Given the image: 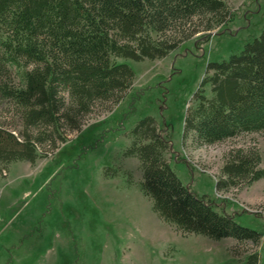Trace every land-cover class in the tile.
I'll return each mask as SVG.
<instances>
[{
	"label": "trees",
	"instance_id": "16d2710c",
	"mask_svg": "<svg viewBox=\"0 0 264 264\" xmlns=\"http://www.w3.org/2000/svg\"><path fill=\"white\" fill-rule=\"evenodd\" d=\"M230 16L226 0H0V70L13 71L17 79L0 83V100L14 108L21 127L15 134L0 124V172L18 161L34 164L39 146L54 147L65 131L80 130L97 105L118 103L134 79L118 60L162 59ZM260 132L264 28L238 53L207 65L182 124V137L190 134L197 147ZM128 137L123 155L137 160L138 188L159 219L181 234L264 243V235L183 185L153 117L138 120ZM260 164L256 147L231 148L214 190H240L264 179ZM241 264H260L258 252H249Z\"/></svg>",
	"mask_w": 264,
	"mask_h": 264
},
{
	"label": "rangeland",
	"instance_id": "374dc122",
	"mask_svg": "<svg viewBox=\"0 0 264 264\" xmlns=\"http://www.w3.org/2000/svg\"><path fill=\"white\" fill-rule=\"evenodd\" d=\"M231 18L182 42L162 59H120L134 72L130 89L116 104L97 105L78 131L63 142L38 147L34 164L18 161L0 172V264H241L264 243L237 244L181 234L157 217L138 188L135 158L125 157L128 133L145 116L168 140L167 159L183 185L241 226L264 235V179L240 190L216 192L224 155L254 146L264 166V132L242 134L197 147L182 137L187 105L209 63L220 62L264 28V0H226ZM0 70V83L16 82ZM208 94V87H205ZM0 124L21 129L14 108L0 100ZM115 172L114 175H111Z\"/></svg>",
	"mask_w": 264,
	"mask_h": 264
},
{
	"label": "built area",
	"instance_id": "2783aa9c",
	"mask_svg": "<svg viewBox=\"0 0 264 264\" xmlns=\"http://www.w3.org/2000/svg\"><path fill=\"white\" fill-rule=\"evenodd\" d=\"M251 212H254V213H264V211L262 209L253 210Z\"/></svg>",
	"mask_w": 264,
	"mask_h": 264
},
{
	"label": "crops",
	"instance_id": "0c3cea01",
	"mask_svg": "<svg viewBox=\"0 0 264 264\" xmlns=\"http://www.w3.org/2000/svg\"><path fill=\"white\" fill-rule=\"evenodd\" d=\"M225 213H227V214H230V215H233V213H229V212H227L226 210H223ZM234 217L236 216V215H233Z\"/></svg>",
	"mask_w": 264,
	"mask_h": 264
}]
</instances>
